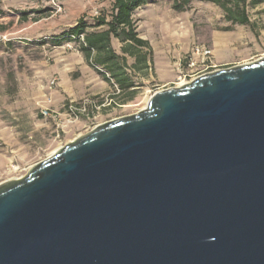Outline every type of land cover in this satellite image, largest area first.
<instances>
[{
  "label": "water",
  "instance_id": "1",
  "mask_svg": "<svg viewBox=\"0 0 264 264\" xmlns=\"http://www.w3.org/2000/svg\"><path fill=\"white\" fill-rule=\"evenodd\" d=\"M0 264H264V55L1 183Z\"/></svg>",
  "mask_w": 264,
  "mask_h": 264
},
{
  "label": "rangeland",
  "instance_id": "2",
  "mask_svg": "<svg viewBox=\"0 0 264 264\" xmlns=\"http://www.w3.org/2000/svg\"><path fill=\"white\" fill-rule=\"evenodd\" d=\"M37 2L50 7L49 12L30 11L34 9L32 3ZM66 2L1 0L4 12L0 16V184L23 177L54 149L97 125L143 109L154 92L177 86L179 77L187 82L201 72L251 62L264 55V2L248 8L254 28L234 26L232 31H225L223 28L229 23L223 11L212 3L191 0L185 11L178 12L172 8V0H148L134 12L133 19L138 37L147 42L150 69L144 68L143 74L149 76V81L138 76L136 94L124 106L104 110L94 119L62 120L59 121L62 127L57 128L56 123L43 118L40 111L47 105L48 92L56 86H50L52 79L57 83L56 68L72 67L76 63L74 55L79 52L78 43L54 47L49 42L42 45L39 42L55 35H49L56 26L54 17L58 19L57 16L63 15L73 21L78 14H83L96 18L101 13L107 15L112 5L111 0H74L79 7L81 5L80 10L74 12V2ZM15 9L28 10L29 19L12 27L13 17L19 16ZM50 15H53L52 21L33 24ZM197 46L211 50L212 67L203 70L201 65L186 66L188 56L199 60V56L193 54ZM94 68L101 77L99 69ZM166 78L174 80L161 87Z\"/></svg>",
  "mask_w": 264,
  "mask_h": 264
},
{
  "label": "trees",
  "instance_id": "3",
  "mask_svg": "<svg viewBox=\"0 0 264 264\" xmlns=\"http://www.w3.org/2000/svg\"><path fill=\"white\" fill-rule=\"evenodd\" d=\"M218 6L224 13L225 21L229 23L224 27L225 31H232L234 26H249L254 28V23L250 20L248 8L254 7L264 0H200ZM191 0H172V8L178 12L185 11ZM148 3V0H112L109 13H101L95 18L92 25H87L83 18L69 29L43 39L39 44L51 43L53 46H61L64 43L76 42L78 49L84 54L86 61L92 66H103L110 72V77L115 79L119 89L124 90L133 83L126 77L122 70L120 57L115 54L110 44V36L118 38L120 41H130L137 46H145L146 41L138 37L136 24L133 19L134 12L141 6ZM46 7L39 13L49 12ZM3 11L0 9V16ZM22 16L26 13L22 12ZM105 27L101 31H89V28ZM82 36V40H80ZM47 40V41H45ZM10 45L12 43H9ZM120 70H122L120 72ZM124 71V72H123ZM104 79L109 80L105 73L99 71ZM125 75V76H124Z\"/></svg>",
  "mask_w": 264,
  "mask_h": 264
},
{
  "label": "crops",
  "instance_id": "4",
  "mask_svg": "<svg viewBox=\"0 0 264 264\" xmlns=\"http://www.w3.org/2000/svg\"><path fill=\"white\" fill-rule=\"evenodd\" d=\"M67 2L74 0H65ZM112 1V0H111ZM23 3V1H19ZM66 2V3H67ZM1 3V0H0ZM43 5V4H42ZM37 3H32V8L30 11L32 12H39L40 10L46 8L47 6H42ZM69 6V5H68ZM81 7V5H80ZM80 7L77 3L74 2V12H78L80 10ZM50 8V7H49ZM64 8H67V5L64 4ZM70 11L72 10L71 7ZM0 9L4 12L3 6L0 4ZM19 13V16L13 17V21H11V26L15 27L19 25L20 22L25 21L28 18V10H21V9H15ZM22 12H25L26 15L22 16ZM73 12V11H72ZM82 12V11H81ZM46 18H40L35 20L33 24L39 23L41 20L50 21L53 18V15L45 16ZM54 17V20L56 21V26L54 31H50L51 34H59L70 27H73L77 21L80 18H83L85 23L87 25H92L95 22V18H91L89 16H84L83 14H78L77 17L71 21L68 20L66 16H57ZM52 21V20H51ZM54 21V22H55ZM23 29H25L23 27ZM105 30V27H98V28H89V31H101ZM44 34L45 33H41ZM110 44L115 52L116 55L120 57L121 64H122V70L125 71L126 77L133 83V86L122 90V95L119 98L120 103L124 106V104L128 101H131L133 97L136 94V81L135 79L139 76V79L146 81L149 79V76H145L143 74L144 68L149 67V54L147 52L146 46H137L134 45L130 41H120L118 38L114 36H110ZM55 47V46H54ZM60 47V46H59ZM74 58L76 59V63L72 65V67H57L54 71L57 75V83L53 90H50L48 92L49 99H47V104L45 107H53V108H60L62 104H64L68 100H80L86 96H95L100 95L103 93H107L109 90L112 89V84H116L115 79L110 77V72L106 70L103 66H96L97 69H99L100 72L105 73L106 77H108L109 80H106L101 77L93 70H95L94 67H92L85 59L84 54L79 50L78 53L74 55ZM120 70V72L122 71ZM123 71V72H124ZM125 76V75H124ZM138 79V78H137ZM174 79L166 78L160 86H165L168 83H171ZM149 81V80H148ZM159 86V88H160ZM110 110V109H109Z\"/></svg>",
  "mask_w": 264,
  "mask_h": 264
},
{
  "label": "built area",
  "instance_id": "5",
  "mask_svg": "<svg viewBox=\"0 0 264 264\" xmlns=\"http://www.w3.org/2000/svg\"><path fill=\"white\" fill-rule=\"evenodd\" d=\"M82 39V36H80V40ZM193 54L199 56V60L195 61L191 56L186 57L187 67L193 68L197 65H201L203 70L207 69L208 67H212V65H210L212 57V52L210 49L206 47L202 49L197 46L193 49ZM204 73L205 72H201V74ZM187 82L185 81V83ZM55 84L56 79H52L50 81V86ZM121 95V89H119V87L113 83L112 89L107 93L95 96H86L80 100H68L59 109L44 107L41 109L40 113L43 118L54 121L57 125V128H61L62 124H60L59 121L65 120L72 122L78 119H94L96 118V115L104 110L122 107L123 105L119 101V97Z\"/></svg>",
  "mask_w": 264,
  "mask_h": 264
},
{
  "label": "bare ground",
  "instance_id": "6",
  "mask_svg": "<svg viewBox=\"0 0 264 264\" xmlns=\"http://www.w3.org/2000/svg\"><path fill=\"white\" fill-rule=\"evenodd\" d=\"M179 79V81H178V83L176 84L177 86H181V85H183L184 83H185V80L182 78V77H180V78H178ZM58 149H54L51 153H50V155H53L54 153H56V151H57ZM49 155V156H50Z\"/></svg>",
  "mask_w": 264,
  "mask_h": 264
}]
</instances>
